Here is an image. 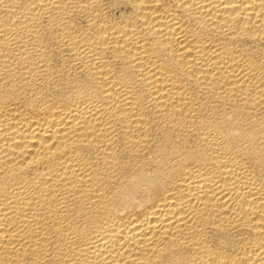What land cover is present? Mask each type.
I'll return each mask as SVG.
<instances>
[{"label":"bare ground","instance_id":"6f19581e","mask_svg":"<svg viewBox=\"0 0 264 264\" xmlns=\"http://www.w3.org/2000/svg\"><path fill=\"white\" fill-rule=\"evenodd\" d=\"M0 264H264V0H0Z\"/></svg>","mask_w":264,"mask_h":264}]
</instances>
